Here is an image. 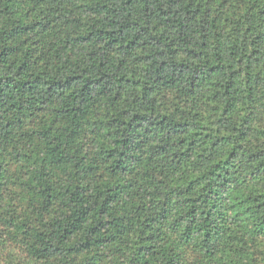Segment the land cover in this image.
<instances>
[{"label":"trees","instance_id":"obj_1","mask_svg":"<svg viewBox=\"0 0 264 264\" xmlns=\"http://www.w3.org/2000/svg\"><path fill=\"white\" fill-rule=\"evenodd\" d=\"M0 264H264V0H0Z\"/></svg>","mask_w":264,"mask_h":264}]
</instances>
